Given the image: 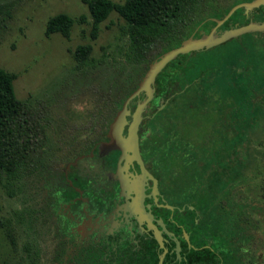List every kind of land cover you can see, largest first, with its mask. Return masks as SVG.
Returning a JSON list of instances; mask_svg holds the SVG:
<instances>
[{"label":"flooded vegetation","instance_id":"flooded-vegetation-1","mask_svg":"<svg viewBox=\"0 0 264 264\" xmlns=\"http://www.w3.org/2000/svg\"><path fill=\"white\" fill-rule=\"evenodd\" d=\"M222 1L229 4L235 0ZM260 8L264 10L263 5L247 13L243 10L244 15L239 14L242 19L233 21V25L244 24L241 23L244 20L261 22ZM223 24L217 27V33L234 27H223ZM196 52L186 53V59L193 58ZM165 67L155 77L153 97L145 105L137 128L141 162L132 157V152L101 148V143L109 140L110 122L128 95L109 121L96 118L90 111L75 113L72 105H58L67 100L49 107V127L36 131L42 134L45 147L51 148L53 153L42 163L38 160L34 173L27 178L34 201L33 220L38 227L46 229L49 236L43 254L47 264H223L214 231L216 228L219 234L224 231L218 235L220 240L227 239L228 231L225 227L221 231L223 226L219 221L214 222L213 214H223L229 227L235 224L233 227L241 230L243 247L247 244L244 239L247 231H255L257 224L263 222L264 202L258 188H249L253 171L249 173L246 167L251 158L249 154L254 150L257 156L264 158V140L251 141L258 130L264 132L263 122L259 121L258 128L251 130L245 115L237 125L234 118L237 109L230 104L226 107L228 115L227 111L216 113L214 127H220L221 131L210 128L203 143L191 141L183 134L182 127L188 123L186 116L194 107V101L197 102L194 108L199 109L196 92L200 89L199 81H184L185 64L176 62L168 69ZM223 71L226 80L230 69ZM142 76L138 75L136 87ZM220 77L221 74L215 75L210 82L213 89L208 101L211 113L217 107L213 102L219 101L214 96ZM78 84L87 88L86 83L79 81ZM189 86H193L191 93L195 95L183 94ZM253 94L249 105L242 99L241 109L264 117V96ZM87 98L95 106L94 98ZM145 98V93L141 92L129 102L128 122L136 105ZM126 134L127 125L122 132L123 136ZM222 134L240 137L234 150L229 144L226 153L225 137L219 138ZM216 149L222 152L215 154ZM217 154L221 162L228 165L223 167L219 160L217 163ZM233 154H238L235 167L241 168L235 174L230 165ZM205 160L210 161L209 168L221 167L215 174L225 181L212 202L201 206L203 192L197 175ZM257 168L254 174L261 179L264 167L260 169L258 165ZM214 203L221 208L216 204L214 211L211 210ZM255 215L261 221L255 219ZM205 248L210 249L209 253L202 251ZM35 252L33 250V255Z\"/></svg>","mask_w":264,"mask_h":264},{"label":"rangeland","instance_id":"rangeland-1","mask_svg":"<svg viewBox=\"0 0 264 264\" xmlns=\"http://www.w3.org/2000/svg\"><path fill=\"white\" fill-rule=\"evenodd\" d=\"M60 12L67 13L74 20L69 34L46 35L45 24L48 17ZM81 16L85 17L82 22ZM241 19L240 16L233 17L227 25L232 27L233 21ZM90 30L91 16L83 0H0V67L15 75L13 86L17 97L34 110L42 109L47 104L52 106L60 100H70L73 105L74 102L91 96L93 92V86L79 87L78 82L87 78L85 73L98 78L92 85L97 86L96 92L100 94L105 83L117 72L121 73L119 77L122 80L137 74L139 64L136 65L134 60H128L125 56L128 36L123 18L116 12H111L100 23L95 39H91ZM83 43L92 45L87 63H79L73 56L75 47ZM193 61L198 66H212L214 71L219 68H226L227 71L230 69L226 80L221 78L218 83L219 89H216L214 97L219 101L213 102L217 106L215 112L211 113L210 104H206L197 109L198 112L190 111L185 115L188 123L182 127L185 130L183 134L191 141L203 143L204 135L209 134L210 128L221 131L220 127H214L216 113L227 111L226 107L229 108L230 104L232 108L233 105L238 108L234 118L239 125L241 117L245 116L244 109H241L243 90L248 89L253 94L258 93L259 88L264 95V33L239 35L212 49L197 52ZM248 81L253 83L249 86ZM77 84L79 88H76ZM248 90L245 95L249 94ZM227 98L229 102H226ZM262 118L264 117L249 119L248 128L256 130L257 123L263 122ZM219 138H224L223 148L227 153L229 144L233 148L240 137L222 134ZM259 139L264 140L261 129L254 133L251 141L256 143ZM249 141L248 138V143ZM221 152L216 149L215 154ZM249 155L251 158L246 167L249 173L253 171L254 174L258 165L260 169L264 167V158L257 156L256 150ZM237 157L238 154H233V161L230 163L233 165V174L241 169L240 166L235 167ZM218 160L221 162L217 154V163ZM209 162L205 160L204 166L198 169L197 176L203 186L201 206L212 202L215 192L223 188L225 181L222 176L215 174L221 167L209 168ZM221 165L224 167L228 164L221 162ZM259 180L260 177L252 178L250 187L254 188ZM28 185L25 177L15 180L9 189L0 185V264H47L43 254L49 236L46 229L38 227L33 220L35 217L31 208L34 201ZM216 204L219 207L218 203H214L211 210L214 211ZM255 219L261 221L258 215H255ZM257 231L258 238L254 245L264 248V220L257 224ZM33 250L36 251L34 255Z\"/></svg>","mask_w":264,"mask_h":264},{"label":"trees","instance_id":"trees-1","mask_svg":"<svg viewBox=\"0 0 264 264\" xmlns=\"http://www.w3.org/2000/svg\"><path fill=\"white\" fill-rule=\"evenodd\" d=\"M83 2L88 6L91 16V39L97 37L100 23L111 12H116L123 18L126 23L125 32L128 36V47L125 56L128 60H134L136 65L139 64V68L136 71L137 74L132 77L127 76L125 80H122L119 77L121 73L117 72L109 82L105 83L101 94L96 92L98 90L97 86L96 89H92L91 96L94 98L93 103L95 106H93L89 114L93 113L96 118L103 117L109 121L114 110L119 108L123 99L135 89L138 75L144 74L148 63L157 59L165 51L177 47L190 35L193 34L194 37H200L208 33L215 24L211 17L222 18L240 0H235L229 4L222 0H124L123 2L83 0ZM243 10V8L237 9L223 24V27H226L233 17L243 14ZM260 10L259 19L263 21L264 10L261 8ZM80 20L81 22L84 21L85 17L81 16ZM246 22L244 20L243 23ZM73 24L74 20L67 13L53 14L46 21L45 34L60 33L67 36ZM91 51L92 45L90 43L79 44L75 47L73 56L79 63H87ZM186 57V54L178 55L166 65L165 69H168L170 65L176 64V62L187 66L183 72L184 81L193 82L198 79L200 88L199 91H196L199 98L198 105L199 108H203L208 104L212 96L211 80L215 75L218 76L220 74V79H224V71L222 70L223 68H219V70H222L220 72L214 71L215 68L212 66L195 65L192 57L187 59ZM162 72L159 78L162 77ZM84 75L87 78L81 80V83L94 86L92 83L98 81L96 76H90L88 73ZM14 78L15 75L12 72L0 67V185L5 189H9L11 184L20 177L27 179L30 174L34 173L38 160L42 163L53 153L51 148L45 147L42 134H38L36 131L37 129L44 130L49 127L50 105L47 104L42 109H32L27 102L19 99L15 94ZM251 83L253 82L248 81L249 86ZM192 90L193 86H189L183 94L195 95V93H191ZM247 90H243L242 99L243 102L246 101L249 105L254 94H250V90H248L249 94L245 95ZM258 93L264 96L259 91V88ZM192 104L197 108L196 101ZM58 105L66 107V105L71 106L72 103L71 101H66L60 102ZM96 105L98 106L97 109ZM194 107L191 108V111H197ZM233 109L238 108L233 105ZM64 110L69 111L65 108ZM245 115L248 121L256 117L250 110H247ZM262 119L264 124V118ZM42 152L45 155H41ZM252 176L253 178L256 177L255 174H252ZM250 185V189L255 190L258 188V192L261 193V199L264 202V176L254 185V188H251ZM200 186L203 187L202 183H200ZM200 191L203 192V189L201 188ZM219 208H221L220 205ZM213 215V218L216 217L214 222L217 223L219 221L220 225L223 226L220 228L221 231L224 230V227L226 232L228 231L227 239L222 238L223 240H220L221 237L218 235L224 231L219 234L218 228H216L215 233L213 232L217 236V247L222 253L223 264H264V248L254 245L258 238L257 228L255 231H247L246 235H244L247 244L243 247L241 246V240H243L241 230L234 228L235 224H231L230 228L227 222L224 221L223 214L215 213ZM200 223H203V221H200ZM203 250L209 253L210 249L205 248Z\"/></svg>","mask_w":264,"mask_h":264},{"label":"water","instance_id":"water-1","mask_svg":"<svg viewBox=\"0 0 264 264\" xmlns=\"http://www.w3.org/2000/svg\"><path fill=\"white\" fill-rule=\"evenodd\" d=\"M260 5L264 6V0L243 1L233 5L222 18H212L215 25L208 33L203 34L200 37H193V35L189 36L177 47L165 51L157 59L149 63L137 87L125 98L121 108L116 112L113 120L110 122L107 135L109 140L102 142L101 148H119L123 152H132V157L140 161L137 142V128L141 121V114L145 105L153 97L154 89L152 88V84L154 83L157 74L168 62L175 59L180 54H186L191 51L207 50L245 33L264 32V20L261 22L249 21L245 24L225 29L220 33L216 32L217 27L223 24L225 20H227L237 9L243 8L244 12L247 13ZM141 92L145 93L146 98L136 105L135 110L131 115V121L128 122L127 116L130 114L128 104ZM126 125L127 134L126 136H123L122 132Z\"/></svg>","mask_w":264,"mask_h":264},{"label":"clouds","instance_id":"clouds-1","mask_svg":"<svg viewBox=\"0 0 264 264\" xmlns=\"http://www.w3.org/2000/svg\"><path fill=\"white\" fill-rule=\"evenodd\" d=\"M93 104L90 103L89 98L85 97L84 100L74 102L72 105V110L78 114H86L88 111H91Z\"/></svg>","mask_w":264,"mask_h":264}]
</instances>
